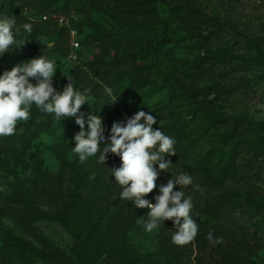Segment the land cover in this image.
I'll list each match as a JSON object with an SVG mask.
<instances>
[{"label":"trees","instance_id":"16d2710c","mask_svg":"<svg viewBox=\"0 0 264 264\" xmlns=\"http://www.w3.org/2000/svg\"><path fill=\"white\" fill-rule=\"evenodd\" d=\"M157 1L166 5L167 15L173 24L158 23L163 26V30L152 49L127 44L120 50L114 49L108 57V62L104 61L105 58L99 52L94 53L91 62L76 61L61 81L63 87L70 79L75 87L81 90L89 89L90 106L86 103L81 111L100 115L106 129H110L114 121L124 120L138 110H143L142 101L136 97L139 89H161L149 77L124 72V57L131 53L142 63L139 68H146L148 62L152 61L151 54L160 50L169 35L176 36V32L172 30L174 27L191 36L193 20H200L204 16L201 0ZM75 3L76 0H0V15L14 17L17 25L21 27V38L27 40L20 50L6 53L2 57L9 64L8 69L16 63L35 58L42 52L49 58H69L73 39L71 32H75L80 24L63 25L59 21ZM221 21L222 18L216 14L209 18V24L214 27L222 26ZM24 23L33 25L31 34L22 31ZM224 25L234 30L233 25ZM123 27L129 30L131 26ZM92 33L93 38L104 42L110 36L115 37L118 30L101 32L93 29ZM44 40H53V47L45 46ZM165 56L169 62L174 61L172 57ZM259 60L264 64V56H260ZM109 89L118 98L114 104H110L107 95ZM250 126L253 130L264 133V122ZM153 128L156 129L155 125ZM234 129L235 126L232 125L223 136V148L220 152L225 154L221 155L219 162L222 176L228 171L225 165L244 160L246 166V159L248 162L250 156L249 148L252 143L257 144L254 139L247 141L243 146L238 143L228 145ZM79 130L74 118L56 120L54 115L41 113L33 106L30 119L18 122L14 135L0 137V160L23 163L21 157L42 136L75 135ZM162 132L172 136L168 129ZM174 147L176 155L170 157L173 163L168 170L170 173H161L156 182L157 188L160 184H166L172 176L175 178L179 173L188 174L181 148L177 143ZM55 156L59 164L58 177H51L43 169V161L38 158H35L32 170L40 194L50 202L51 211L35 207L29 192L24 189L13 195L0 193V264L13 260H20L21 264H104L112 254L120 264L142 262L146 256L128 243V235L144 229L137 220L146 221L147 211L135 209L130 201L120 198L123 189L114 181L110 169L119 166V157L109 154L105 164H98L102 174L93 176L78 164L77 155L74 154L73 158L69 159L59 150L55 152ZM176 187L175 190H179V186ZM182 190L185 196L192 197L193 218L198 224V235L189 244L177 246L172 243L174 225L171 220H166L156 235L160 264H264V260L259 258L261 243L245 236L243 229L235 221L226 218L227 209L240 203H248L253 208L257 204L264 207V196L232 192L219 194L214 191L209 179L200 185L192 180V184ZM157 194V189H154L147 198L151 199ZM152 202L154 203V200ZM4 212H8L22 233L35 242L27 240L8 227L3 220ZM37 222L58 224L72 240L69 253L61 251L49 239L43 237L35 226ZM209 232L214 238H222V243L215 246L210 244L207 240Z\"/></svg>","mask_w":264,"mask_h":264},{"label":"rangeland","instance_id":"374dc122","mask_svg":"<svg viewBox=\"0 0 264 264\" xmlns=\"http://www.w3.org/2000/svg\"><path fill=\"white\" fill-rule=\"evenodd\" d=\"M201 2L204 16L193 20V35L174 27L172 30L176 36L169 35L160 50L151 54L152 61L146 68L140 69L142 63L129 53L122 61V69L128 74L149 77L161 88L159 91L139 89L136 97L142 101L143 111H150L158 121L156 129L171 131V137L183 152L188 174L197 185L209 179L219 194L232 192L264 196V133L250 126L264 122V64L259 60L264 56V0ZM213 14L222 18V26L209 24ZM159 22L173 24L167 15L166 5L157 0H76L74 7L59 21L63 25L80 24V27L71 40L70 57H50L58 66L54 86L62 91L61 81L71 66L76 61L91 62L94 53L99 52L108 62L114 49L120 50L127 44L152 49L163 30ZM226 23L233 25L234 30L224 25ZM123 25L131 27L126 30ZM93 29L101 32L118 30V34L99 42L93 38ZM75 42L78 47L72 44ZM43 44L52 48L54 41L44 40ZM165 55L174 61L169 62ZM8 66L6 59L2 58L1 70L8 69ZM232 125L235 129L228 145L238 143L243 146L254 139L257 144L252 143L249 148L246 166L244 160L225 165L228 171L222 176L219 162L225 153L220 150L223 148V136ZM73 136H42L21 157L23 163L1 159L0 193L7 196L24 189L29 192L35 207L51 211L49 200L40 194L33 177L34 161L35 158L41 159L43 169L51 177H58L59 164L55 152L63 151L72 159ZM78 164L93 176L102 174L96 157L78 160ZM62 186L64 188L65 184ZM3 214L8 227L35 242L22 233L8 212ZM226 216L243 229L245 236L261 243L259 258L264 260V207L257 204L253 208L248 203H240L230 206ZM35 226L43 237L69 253L72 240L58 224L37 222ZM157 233V230L148 233L144 229L129 233L128 243L146 256L139 264H160ZM1 264L21 263L13 260ZM104 264L120 262L112 254Z\"/></svg>","mask_w":264,"mask_h":264},{"label":"clouds","instance_id":"9594fccd","mask_svg":"<svg viewBox=\"0 0 264 264\" xmlns=\"http://www.w3.org/2000/svg\"><path fill=\"white\" fill-rule=\"evenodd\" d=\"M32 30L31 23L23 24L24 33L31 34ZM26 41L21 38L16 19L0 15V58L20 50ZM57 69V63L42 52L0 72V137L14 135L18 122L30 119L33 106L41 113L54 115L56 120L74 118L80 130L72 138L73 154L80 161L96 157L98 164H105L109 154L119 157V166L110 169L114 181L123 189L120 198L130 201L135 209L149 210L147 220L138 219L137 223L152 233L171 220L175 228L172 243L184 246L192 242L198 235V224L193 218L192 197L185 196L182 190L192 184V177L179 173L158 188L156 183L161 173H170L168 170L173 165L170 157L176 155L175 138L160 128L154 129L158 121L150 111L143 110L114 121L106 129L100 115L81 111L86 103L90 106L89 89L75 87L70 79L62 91L54 86ZM107 95L110 104L118 99L110 89ZM176 186L179 190H174ZM154 189L159 194L147 198ZM207 240L213 246L222 243V238H214L211 232Z\"/></svg>","mask_w":264,"mask_h":264},{"label":"built area","instance_id":"2783aa9c","mask_svg":"<svg viewBox=\"0 0 264 264\" xmlns=\"http://www.w3.org/2000/svg\"><path fill=\"white\" fill-rule=\"evenodd\" d=\"M74 35H75V32H71V36H72V38H74ZM75 47H78L79 46V44L77 43V42H75V43H72Z\"/></svg>","mask_w":264,"mask_h":264}]
</instances>
